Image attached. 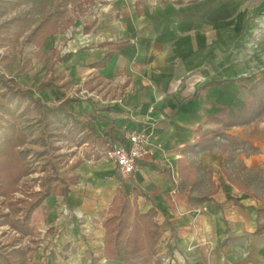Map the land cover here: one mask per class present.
Returning a JSON list of instances; mask_svg holds the SVG:
<instances>
[{"label":"crops","instance_id":"crops-1","mask_svg":"<svg viewBox=\"0 0 264 264\" xmlns=\"http://www.w3.org/2000/svg\"><path fill=\"white\" fill-rule=\"evenodd\" d=\"M93 2L74 3L72 10L84 13L79 18L66 8L63 29L56 26L58 14L51 13L57 31L45 39L41 50L51 51L52 68L45 73L61 79L42 92L36 87L44 80L29 84L43 105L38 113L52 109L48 112L53 117H67L58 141L69 138L66 141L81 155L67 171L54 176H77L68 193L49 195L29 220L33 232L32 221L39 215L42 226L55 221L59 211L69 212L72 221L63 228L54 225L58 229H51L54 239L48 247L58 243L60 233L66 256L37 250L30 264L45 263L49 255L57 257L56 264H77L80 257H89L90 264H125L106 260L102 251L103 218L113 198L121 195L141 212L153 209L162 225L156 254L142 264H264V230L256 232V210L264 209V189L255 190L240 177H231L222 166L229 155L251 173L264 172V125L254 128L264 119L228 130L208 120L221 108L233 113L242 107L248 88L264 77V0ZM106 55L110 58L95 66ZM118 77L123 84H117ZM7 80L23 87L20 78ZM69 86L79 88L76 93L86 86L103 88L124 104L113 100L101 108L90 97H72L73 93L65 97ZM67 98L71 101L64 104ZM134 127L145 130L156 150L130 179H122L99 152L120 141H110L112 131L122 138L123 129ZM217 131L225 137L197 151L196 141ZM237 142L243 145L237 148ZM223 147L225 154L213 156L219 179L216 193L190 195L198 173L193 158H206ZM189 167L194 168L190 182L181 173Z\"/></svg>","mask_w":264,"mask_h":264},{"label":"rangeland","instance_id":"rangeland-1","mask_svg":"<svg viewBox=\"0 0 264 264\" xmlns=\"http://www.w3.org/2000/svg\"><path fill=\"white\" fill-rule=\"evenodd\" d=\"M76 1L77 0H0V45H2L0 46V75L5 78L7 77L6 79L20 78V82L23 83L21 89L25 90L31 89L30 85L36 84L40 79H47L49 75L46 74L45 71H49L48 63L51 51H47V49H44V51L41 49L38 50L32 44L27 43L26 38L31 30L45 20L47 16L51 15V13L58 14L59 22L56 26L60 29H63L61 19L62 13L66 12V8L69 9V13L76 18H79L78 16L82 17L84 15L83 12L72 10ZM93 3L92 0L91 4L93 5ZM75 12L78 14H75ZM59 32L62 33L63 31L60 30ZM80 89H82L80 91L93 92L99 95L102 101H107V103L100 104L101 108L111 106V102L115 100V96L112 92L105 91L103 88L97 91L89 90L87 86ZM77 90H72L69 86V88L65 90V97L70 93L74 94ZM60 106L61 109L66 111L64 106ZM96 108L101 109L98 106H96ZM66 116L67 115H65V117ZM65 120H67V117L59 120L53 117L48 111L45 113L34 111L29 116L24 117L19 125L21 132L25 136V143L20 148L27 152L26 162L28 174L18 182L14 193L9 196H0V254H6L13 264H30L29 261L32 259V254L37 250H43L44 253L46 251L52 252L53 256L59 254L61 258L65 255L63 254L62 245H60L63 241V243H65V240L61 241L63 235L60 233L58 234V243H55L53 247L51 246L49 250L48 247L49 243L54 239L51 231V229L57 228L54 225H63V228L65 225L69 224V221H72L69 212L62 213L59 211L55 221L43 223L42 226L38 224L41 222L39 220H41L42 216L39 215L37 218H34L32 221L34 233L27 238L26 236H20L19 238L13 236L12 232H15V230L10 227L8 222L6 223L4 221L6 219L7 221H14L15 219V216L10 210L11 207H9L11 204L15 207L30 204L34 194L44 192L45 186L43 187L42 184L47 175L55 176L67 171L74 165V158L81 157V155L77 154V150L75 149V151H73V148L67 142L69 138H67L68 140L66 139L67 141L62 139L63 141H61L60 144L58 143L59 134L61 132L60 129L66 125ZM263 125L264 124H255L254 128H260ZM64 135H66V132H64ZM223 148L214 150L212 154L208 155L206 158H201L199 156L193 158L192 164H195L198 173L197 183L194 185V188L189 190L187 187L186 189V191L189 190L190 195L201 198L204 195L216 193L219 179L216 171V160L213 156L217 153L225 154L227 149ZM243 149H245V151L249 149V153L251 152V149L247 146L243 147ZM61 154L63 156L60 159L59 157ZM46 160L50 161L49 165H47ZM222 166L224 171L231 177H240L243 183L250 187L253 186L255 190H257V186H259V190L261 188L264 189V172L253 171V173H251L241 166L237 158L229 155L226 156ZM220 168L221 166H219V169ZM223 180H225L224 175L222 176V181ZM181 185L183 187L185 185L182 180ZM5 215H7V217ZM60 218H63L62 224L57 223ZM81 224V222L78 223V225ZM37 226L43 230V233L37 231ZM13 246H18L22 254L19 256L15 255L12 250ZM50 256L51 255L47 256L49 260H44L45 263L39 264H56L55 261L57 257L53 259V256ZM44 257L43 255L41 256V258ZM64 260L65 259H63V261ZM90 263L89 257L88 260L85 257H80L77 264Z\"/></svg>","mask_w":264,"mask_h":264},{"label":"trees","instance_id":"trees-1","mask_svg":"<svg viewBox=\"0 0 264 264\" xmlns=\"http://www.w3.org/2000/svg\"><path fill=\"white\" fill-rule=\"evenodd\" d=\"M52 18L53 16L49 15L35 26L28 34L26 42L41 49L45 39L57 31ZM109 58V55L104 56L95 66H102ZM51 68L52 64H49L48 70L50 71ZM59 79H61L60 75L58 77L49 75L47 79L39 83L36 91L42 92L56 86ZM10 83L11 80L0 75V196L2 197L14 193L18 182L28 174L27 152L20 148L25 143V136L19 125L24 117L43 108L39 100L34 98L32 89H21L16 85H9ZM247 97L244 105L235 112L231 113L228 108H221L208 120L218 124L223 130H228L237 126H249L253 122L264 119V77L254 81L248 88ZM69 101L71 99L67 98L63 102L67 104ZM47 111L53 110L47 109ZM91 130L93 131V128ZM111 134L110 141H122L115 131ZM222 137L225 136L220 131L203 134L194 147L197 151L208 149L215 144L213 141L215 138ZM242 145L243 143L237 142L236 147L239 148ZM46 163L49 165L50 161L46 160ZM193 169V167L181 169L182 178L190 182L189 174L193 173ZM76 179L77 176H64L58 179L47 175L42 184L43 187L45 186L44 192L34 194L32 202L25 206L15 207L11 204L9 207L15 219L4 221L8 222L20 236H32L34 231L31 232L29 228V220L33 211L49 195H66L69 191L67 187L74 184ZM193 179L194 177L191 178L192 181ZM110 204L107 216L102 221L104 258L125 264H142L152 258L156 254V244L162 233V225L157 224L154 210L141 212L123 195L113 198ZM256 214V232L261 233L264 230V209H257ZM12 250L15 254L19 253L20 249L12 247ZM0 264L13 263L5 254H0Z\"/></svg>","mask_w":264,"mask_h":264},{"label":"built area","instance_id":"built-area-1","mask_svg":"<svg viewBox=\"0 0 264 264\" xmlns=\"http://www.w3.org/2000/svg\"><path fill=\"white\" fill-rule=\"evenodd\" d=\"M116 82L121 85L124 83V79L118 77ZM72 97H79L81 99H88V97H90L99 104L107 103L105 100L102 101L97 94L89 91L74 92ZM113 103L123 105L124 100L118 98V100H114ZM121 136L123 141L114 142L105 149L100 150V159L111 162L119 177L122 179H130L135 170H137L140 162L154 155L156 146L152 144L149 139L150 137L146 135L144 129L136 127L123 129ZM61 141L63 140H60L58 143L60 144ZM75 149L76 147L73 148V151H75ZM12 235L16 236V238L20 237L16 231L12 232ZM27 237L30 236H26V238ZM13 248L19 249L18 246H13Z\"/></svg>","mask_w":264,"mask_h":264}]
</instances>
